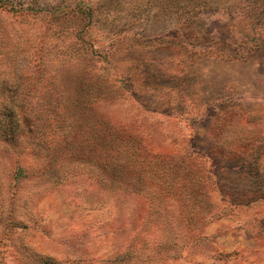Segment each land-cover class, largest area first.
I'll return each instance as SVG.
<instances>
[{
  "label": "rangeland",
  "instance_id": "rangeland-1",
  "mask_svg": "<svg viewBox=\"0 0 264 264\" xmlns=\"http://www.w3.org/2000/svg\"><path fill=\"white\" fill-rule=\"evenodd\" d=\"M0 264H264V0H0Z\"/></svg>",
  "mask_w": 264,
  "mask_h": 264
}]
</instances>
